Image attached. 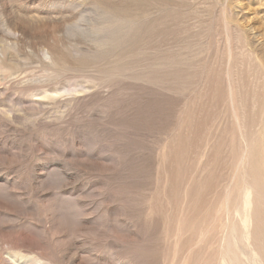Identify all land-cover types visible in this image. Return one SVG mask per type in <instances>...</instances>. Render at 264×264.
Here are the masks:
<instances>
[{"label":"rangeland","instance_id":"374dc122","mask_svg":"<svg viewBox=\"0 0 264 264\" xmlns=\"http://www.w3.org/2000/svg\"><path fill=\"white\" fill-rule=\"evenodd\" d=\"M263 64L264 0H0V239L264 264Z\"/></svg>","mask_w":264,"mask_h":264},{"label":"bare ground","instance_id":"6f19581e","mask_svg":"<svg viewBox=\"0 0 264 264\" xmlns=\"http://www.w3.org/2000/svg\"><path fill=\"white\" fill-rule=\"evenodd\" d=\"M108 1V0H107ZM105 2V1H104ZM74 5V4H73ZM106 4L104 3V6ZM94 7V6H93ZM98 9V7H96ZM107 13V12H106ZM109 17V16H108ZM117 17V16H116ZM124 17V16H123ZM112 18V17H111ZM115 20V19H114ZM124 20V19H123ZM110 21V20H109ZM117 21V20H116ZM105 22V21H104ZM113 22V20H112ZM115 23V22H114ZM117 23V22H116ZM115 23V24H116ZM119 23V22H118ZM243 46V45H242ZM244 47V46H243ZM241 55V54H240ZM251 56V54H250ZM248 58V57H247ZM252 60V59H251ZM253 64V63H252ZM264 65V64H263ZM259 66V65H258ZM261 67H263L260 64ZM253 68V67H252ZM256 68V67H255ZM253 70V69H252ZM257 70V69H256ZM262 70V69H261ZM258 77H259V82H262V84L260 85V94H261V105L264 106V74L259 70L258 73ZM252 79V78H251ZM258 82V81H257ZM258 97V96H257ZM257 101V100H256ZM260 101V100H259ZM258 104V102H257ZM261 107V106H260ZM257 113V112H256ZM259 122V135H258V141L255 144L256 145V149H255V153H254V157H255V161H254V169L258 175L257 179V184L258 187L261 189V191H263L264 193V107L260 116V120ZM256 138V137H254ZM256 140V139H255ZM252 155V154H251ZM244 157V156H243ZM241 161V160H240ZM241 163V162H240ZM252 164V163H251ZM251 174V173H250ZM247 177V176H246ZM249 179V178H247ZM245 183V181H244ZM249 186V185H248ZM243 189V188H242ZM250 189V187L248 188ZM259 190V189H258ZM243 191V190H242ZM247 191V190H246ZM252 191V190H251ZM260 191V190H259ZM245 194V193H244ZM243 195V194H242ZM250 194H245L244 198H243V210H242V215H243V224L244 226L249 223L250 221V216H249V207L250 204L252 202V199L250 198ZM256 197V195H255ZM258 199V197H257ZM256 200V199H255ZM262 200V199H261ZM257 202V201H256ZM264 205V201L262 202ZM256 204V203H255ZM257 207V205H256ZM259 207V206H258ZM227 208V207H226ZM254 208V207H252ZM262 208V206L260 207ZM256 212V211H255ZM251 215V214H250ZM253 217V216H252ZM238 218V216L236 217ZM259 219V218H258ZM238 220H240L238 218ZM262 220V219H261ZM252 223V222H251ZM254 223V222H253ZM242 224V223H241ZM233 226V225H232ZM259 226V225H258ZM262 226V225H260ZM259 226V227H260ZM263 227V226H262ZM248 229V228H246ZM258 229V228H257ZM234 230V229H233ZM253 230V229H252ZM259 230V229H258ZM261 230V229H260ZM263 230V229H262ZM234 232V231H233ZM255 232V231H254ZM235 233V232H234ZM230 234V233H229ZM256 234V233H255ZM235 235V234H234ZM258 235V234H257ZM230 236V235H229ZM241 236V235H240ZM246 236V235H245ZM249 236V235H248ZM238 237V235H237ZM247 237V236H246ZM250 237V236H249ZM233 238V237H232ZM253 237H251L252 239ZM255 239L257 237H254ZM241 239V238H240ZM232 240V239H231ZM263 240V239H262ZM251 241V240H249ZM258 241V239H256V242ZM234 242V241H233ZM248 242V239H247ZM253 242V241H252ZM255 242V241H254ZM253 242V243H254ZM35 242L32 240H22V239H18V238H11L10 240H2L0 239V252L3 251L4 252H8V253H13V256H11V261L12 264H61L63 263L62 258H64V254L62 253V251H58L57 254H55V256H53L52 258H47L46 256V252L45 250L43 251V249H41L39 246L34 244ZM235 244V243H234ZM245 245V244H244ZM247 245V244H246ZM245 245V247H246ZM257 246V245H256ZM237 247V246H236ZM261 247V246H260ZM259 247V248H260ZM17 248V251L14 252V249ZM47 248V247H46ZM255 248V246L253 247V249ZM48 249V248H47ZM235 249V248H234ZM257 249V248H256ZM56 250V249H55ZM252 250V247H251ZM49 251V249H48ZM251 252V251H250ZM242 253V252H240ZM252 253V252H251ZM9 255V254H8ZM57 255V256H56ZM243 255V253H242ZM245 256V255H244ZM251 256V255H250ZM259 255H257L258 258ZM242 257V256H241ZM246 257V256H245ZM239 258V257H238ZM249 258V257H248ZM253 258V256H252ZM242 259V258H241ZM1 260V259H0ZM5 260V259H4ZM7 261V260H6ZM4 261L2 260V263ZM230 262V261H229ZM1 263V264H2ZM10 263V261H9ZM7 262H5V264H9ZM247 263V262H246ZM257 263V262H256ZM66 264H68L66 262ZM70 264V263H69ZM248 264V263H247Z\"/></svg>","mask_w":264,"mask_h":264}]
</instances>
